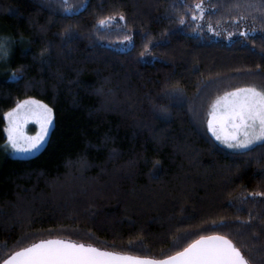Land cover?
I'll use <instances>...</instances> for the list:
<instances>
[{"label":"trees","instance_id":"trees-1","mask_svg":"<svg viewBox=\"0 0 264 264\" xmlns=\"http://www.w3.org/2000/svg\"><path fill=\"white\" fill-rule=\"evenodd\" d=\"M262 24L264 0H0V263L50 238L161 259L219 233L264 264V144L207 128L218 96L264 87ZM29 97L54 123L12 157L4 114Z\"/></svg>","mask_w":264,"mask_h":264},{"label":"snow or ice","instance_id":"snow-or-ice-1","mask_svg":"<svg viewBox=\"0 0 264 264\" xmlns=\"http://www.w3.org/2000/svg\"><path fill=\"white\" fill-rule=\"evenodd\" d=\"M196 7L200 9L202 18L204 9L200 4ZM119 18L124 19L123 15ZM108 19L114 20L115 17ZM193 19H196L195 14ZM180 22L183 24L184 20L181 19ZM99 23L103 25L105 21L100 20ZM208 29L214 30L211 24H208ZM254 30L251 28L248 31ZM241 34L247 35L248 32ZM67 35L71 37L70 29ZM0 50L5 51L7 56L3 41H0ZM164 94L175 97L182 94V90L173 88ZM4 115L10 125L7 130L9 144L12 149L20 152L35 150L54 123L53 109L32 97L19 101ZM28 120H35L40 126V131L35 136L23 134L22 125ZM207 128L217 141L232 149L247 150L258 142L264 144V87H235L218 96L211 105ZM252 195L264 196V192ZM3 264H249V259L227 236L214 233L199 236L182 250L163 259L111 252L62 239L40 240L13 251Z\"/></svg>","mask_w":264,"mask_h":264},{"label":"rangeland","instance_id":"rangeland-1","mask_svg":"<svg viewBox=\"0 0 264 264\" xmlns=\"http://www.w3.org/2000/svg\"><path fill=\"white\" fill-rule=\"evenodd\" d=\"M210 110H211V106H210ZM210 110H209V112H210ZM4 119H5L4 133H5V136H6V142H5V145H4V151H5L6 154H8V155H10L12 157H17V158H27V157H30V156L34 155L35 153H37L42 148V146L44 145V143L46 142V139H47L48 135L45 137L44 141H42L41 144L35 150L28 151V152H20V151H17V150L12 149L11 146H10V144H9V141H8V131L7 130L9 128V126H10L9 125V121L5 117V115H4ZM50 128H51V126H50ZM50 128H49V131H50ZM22 131H23V134L26 135V136H35L40 131V126H39V124L36 123L35 120H28L26 123H24L22 125ZM209 133L211 134V132H209ZM48 134H49V132H48ZM211 136L215 139V137L212 134H211ZM217 142L221 146H223L224 148H226L228 150H232V151H242V150H238V149L229 148L226 145L222 144L220 141H217ZM252 146H250V147H252Z\"/></svg>","mask_w":264,"mask_h":264},{"label":"water","instance_id":"water-1","mask_svg":"<svg viewBox=\"0 0 264 264\" xmlns=\"http://www.w3.org/2000/svg\"><path fill=\"white\" fill-rule=\"evenodd\" d=\"M212 235V234H211ZM50 239H60V238H50ZM45 240H48V239H45ZM62 240H64V239H62ZM66 241H70V240H66ZM37 242H39V241H37ZM36 243V242H35ZM77 243V242H76ZM85 245H88V244H85ZM11 255V254H10ZM9 255V256H10ZM134 256V255H133ZM142 257V256H141ZM8 258V256L4 259V260H6ZM154 259H156V258H154ZM161 259H163V258H161ZM3 260V261H4ZM3 261L0 263V264H3Z\"/></svg>","mask_w":264,"mask_h":264},{"label":"clouds","instance_id":"clouds-1","mask_svg":"<svg viewBox=\"0 0 264 264\" xmlns=\"http://www.w3.org/2000/svg\"><path fill=\"white\" fill-rule=\"evenodd\" d=\"M0 41H3V40H0ZM4 43V42H3ZM0 55H6V52L3 51V50H0Z\"/></svg>","mask_w":264,"mask_h":264}]
</instances>
